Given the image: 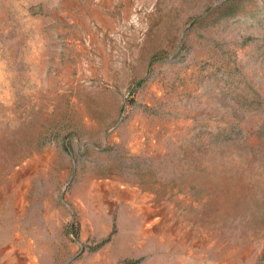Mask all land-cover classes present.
Masks as SVG:
<instances>
[{
	"label": "rangeland",
	"instance_id": "374dc122",
	"mask_svg": "<svg viewBox=\"0 0 264 264\" xmlns=\"http://www.w3.org/2000/svg\"><path fill=\"white\" fill-rule=\"evenodd\" d=\"M0 264H264V0H0Z\"/></svg>",
	"mask_w": 264,
	"mask_h": 264
}]
</instances>
